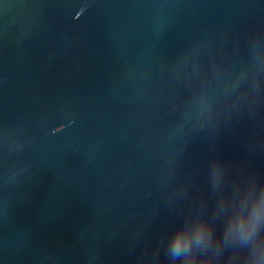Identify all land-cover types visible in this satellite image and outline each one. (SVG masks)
Returning a JSON list of instances; mask_svg holds the SVG:
<instances>
[{"label": "water", "instance_id": "95a60500", "mask_svg": "<svg viewBox=\"0 0 264 264\" xmlns=\"http://www.w3.org/2000/svg\"><path fill=\"white\" fill-rule=\"evenodd\" d=\"M0 264H264V0H0Z\"/></svg>", "mask_w": 264, "mask_h": 264}]
</instances>
